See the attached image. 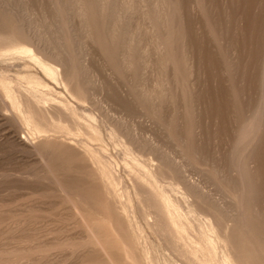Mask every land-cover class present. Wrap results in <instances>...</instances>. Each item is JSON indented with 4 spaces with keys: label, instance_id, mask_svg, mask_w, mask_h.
<instances>
[{
    "label": "rangeland",
    "instance_id": "374dc122",
    "mask_svg": "<svg viewBox=\"0 0 264 264\" xmlns=\"http://www.w3.org/2000/svg\"><path fill=\"white\" fill-rule=\"evenodd\" d=\"M0 264H264V0H0Z\"/></svg>",
    "mask_w": 264,
    "mask_h": 264
},
{
    "label": "bare ground",
    "instance_id": "6f19581e",
    "mask_svg": "<svg viewBox=\"0 0 264 264\" xmlns=\"http://www.w3.org/2000/svg\"><path fill=\"white\" fill-rule=\"evenodd\" d=\"M163 45V44H162ZM10 48L11 50H13V52H16V53H23V54H31L32 52V49L29 48L26 44L22 43L21 41H18V40H15V41H12L10 43ZM30 56V55H29ZM30 58L32 59H35V60H38L36 57H35V54H31ZM40 59V58H39ZM39 62V65L42 67V69L45 71V74L47 73L48 75H50L53 79H60V81L64 84V86H68L69 85V81H67V78L65 77V73L64 71L57 67V65L54 67L48 63H45L43 61H38ZM50 77V78H51ZM35 83V82H34ZM69 87V86H68ZM74 91V90H73ZM71 92V91H70ZM72 93V92H71ZM74 94V93H73ZM77 94V92H76ZM77 96L74 94V97ZM81 98V96H80ZM79 99V98H78ZM56 109V108H55ZM78 111V110H77ZM80 116V115H79ZM66 119V118H65ZM95 127V126H94ZM96 128V127H95ZM96 165V164H95ZM104 168V167H103ZM101 168V169H103ZM102 171V170H101ZM107 179V178H106ZM149 183V182H148ZM146 184V183H145ZM149 185V184H148ZM152 186V185H151ZM160 207V206H159ZM170 207V206H169ZM177 209V208H176ZM158 211V210H157ZM159 212V211H158ZM213 224V223H212ZM214 227V226H213ZM212 229V228H211ZM201 236V235H200ZM222 238V237H221ZM220 240V239H218ZM195 251V250H193ZM200 251V250H199ZM207 251V250H206ZM197 252V251H196ZM204 252V251H203ZM204 254V253H203ZM226 254V253H225ZM202 263V261H200Z\"/></svg>",
    "mask_w": 264,
    "mask_h": 264
}]
</instances>
